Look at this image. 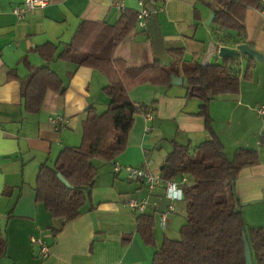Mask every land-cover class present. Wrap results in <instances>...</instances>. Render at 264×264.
<instances>
[{
  "label": "crops",
  "instance_id": "crops-1",
  "mask_svg": "<svg viewBox=\"0 0 264 264\" xmlns=\"http://www.w3.org/2000/svg\"><path fill=\"white\" fill-rule=\"evenodd\" d=\"M138 1L50 0L45 7L19 19L12 13L18 0H0V226L7 236V251L0 264H151L162 239L172 237L183 224L182 200L174 204L166 226L161 227L159 213L170 203L164 189L150 192L140 181L126 179L123 171L114 174L111 164L101 159L93 160L97 176L82 213L68 222L53 219L46 205L35 201L39 167L43 163L53 166L61 149L80 144L86 108L92 105L102 112L98 106L107 107L109 100L102 92L107 80L91 68L52 61L50 68L62 78L65 92L48 90L39 112L31 114L23 110L18 81L8 75L11 69L19 77L26 75L21 63L24 56L33 65L43 63L31 51L35 46L52 42L62 47L82 20L114 24L121 9L137 11ZM208 2L153 0L144 25L125 36L114 56L128 66H143L155 61L168 63V50L182 48L187 60L192 57L201 64L221 63L225 58L218 55L220 46L212 32L213 11ZM244 25L246 43L261 59L255 60L251 79L241 80L237 94H221L211 101L209 114L228 157L237 149L257 151L258 163L240 170L235 192L246 225L264 227V115L256 112L257 106L264 104V12L248 8ZM239 62L242 71L246 62L242 58ZM129 96L135 104L148 106L152 118L135 115L127 146L115 159L117 163L151 166L161 155L160 170L171 141L192 148L208 137L204 118L196 114L199 100L185 96L183 84L164 88L145 83L132 89ZM56 116L66 122L57 127L53 121ZM130 199L146 202L144 211L130 209ZM140 214L155 219V245L144 244L137 233ZM127 237L129 242L122 245ZM33 239L48 246L46 258L37 257L39 247Z\"/></svg>",
  "mask_w": 264,
  "mask_h": 264
},
{
  "label": "trees",
  "instance_id": "trees-1",
  "mask_svg": "<svg viewBox=\"0 0 264 264\" xmlns=\"http://www.w3.org/2000/svg\"><path fill=\"white\" fill-rule=\"evenodd\" d=\"M207 6L213 11L211 27L217 45L231 48L246 43V10L264 9L261 0H209ZM195 17L199 19L197 10ZM136 27L137 11L133 9H121L114 24L82 20L62 47L46 42L31 50L42 59L41 65L31 64L24 56L21 63L27 70L25 76L19 77L15 70H8L9 78L19 83L23 110L31 114L39 112L48 90L65 92L62 78L50 68L52 61L91 68L107 80L102 88L109 100L107 107L102 112L92 105L86 108L80 144L61 149L53 166L40 165L34 185L35 201L44 203L53 219L68 222L77 218L89 201L96 180L98 169L93 160L112 164L127 146L135 115L148 111V106L135 104L129 92L145 83L169 88L172 76L182 77L185 96L199 100L196 114L204 118L208 137L193 148L171 141V150L159 174L163 179L188 175V183L182 188L184 222L178 238L162 239L151 264H245L242 231L246 232L253 263L264 264V227L246 225L235 192L240 170L258 163L257 151L237 149L228 157L209 114L216 96L237 94L241 80L251 79L257 59L239 55L225 58L221 63L201 64L197 58L185 59L182 48H171L168 63L155 61L128 66L125 60L114 56V51ZM240 58L246 62L242 71ZM72 75L70 72L69 77ZM57 173L71 188L58 180ZM154 227L152 215H138L137 233L144 244L155 245ZM129 240L123 238L122 245ZM6 251L7 236L0 226V260Z\"/></svg>",
  "mask_w": 264,
  "mask_h": 264
},
{
  "label": "built area",
  "instance_id": "built-area-1",
  "mask_svg": "<svg viewBox=\"0 0 264 264\" xmlns=\"http://www.w3.org/2000/svg\"><path fill=\"white\" fill-rule=\"evenodd\" d=\"M50 0H18V3L13 6L12 13L19 19L24 18L27 13H32L36 9L45 7ZM264 4V0H261ZM151 2L153 0H139L138 1V10H137V22L138 27L144 25L145 21L150 16L151 10L149 8L151 6ZM120 6V4H117ZM264 12L263 10H260ZM256 112L259 115H264V104L258 106L256 108ZM146 120H150L152 118V111L148 110L145 113ZM57 123V127L62 123L66 122L65 118L61 116H56L55 120ZM149 128L146 127V131ZM112 171L114 173H119L123 171L125 173L126 179H133L141 181L148 191L153 192L157 188L162 187L165 192L166 198L169 200V205L167 206L166 211L159 213V223L161 227H165L168 221V215L174 211V204L182 200V188L186 183H188V175L181 174L177 177L171 179H163L161 176H154L147 164H143L140 166H130V165H122L114 161L112 164ZM127 205L130 209L136 210L138 212H143L145 209L146 202H138L135 199H130L127 202ZM34 244H37L39 247V251L37 253V257L43 259L49 255V248L39 239H33Z\"/></svg>",
  "mask_w": 264,
  "mask_h": 264
},
{
  "label": "water",
  "instance_id": "water-1",
  "mask_svg": "<svg viewBox=\"0 0 264 264\" xmlns=\"http://www.w3.org/2000/svg\"><path fill=\"white\" fill-rule=\"evenodd\" d=\"M212 17H213V13H212ZM218 55L220 57H223V58H236L239 55H247V56L254 57L258 60L261 59V55L257 51L252 49L247 43L238 44L233 48L226 47V46H220V47H218ZM171 83L182 85L183 84V78L177 77V76H172ZM165 161H166V159H165ZM56 176H57L58 180L63 185H65L67 188H71V185L68 183V181L60 173H57ZM242 241L244 244L245 264H254L253 258H252V252H251L250 245H249L245 231H242Z\"/></svg>",
  "mask_w": 264,
  "mask_h": 264
},
{
  "label": "rangeland",
  "instance_id": "rangeland-1",
  "mask_svg": "<svg viewBox=\"0 0 264 264\" xmlns=\"http://www.w3.org/2000/svg\"><path fill=\"white\" fill-rule=\"evenodd\" d=\"M104 94V93H103ZM108 99V98H107ZM258 107V106H257ZM106 107H99L98 106V110H100V111H102V110H104ZM166 143V145H165V148L168 146V142H165ZM163 149V151H165L166 149ZM193 148V147H192ZM169 150V149H168ZM162 151V152H163ZM163 157L160 155L159 157H158V161H153L154 162V164L153 165H149V167H150V170H151V172H152V174L154 175V176H160V174L158 175V173H159V165H160V163H159V160H161ZM152 159V158H151ZM164 160V159H163ZM151 163V162H150ZM111 167H112V165H111ZM180 203V202H179ZM182 203V202H181ZM178 206V208H179V205H177ZM182 215H184V211H183V213H182ZM179 229H180V226L177 228V230L175 231V233L172 235V237H170V238H173V239H176V238H178V236H179Z\"/></svg>",
  "mask_w": 264,
  "mask_h": 264
}]
</instances>
